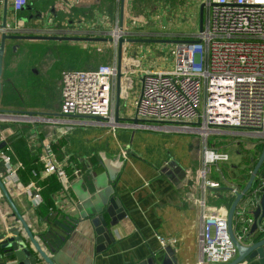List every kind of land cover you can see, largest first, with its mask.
Here are the masks:
<instances>
[{"label": "crops", "instance_id": "crops-1", "mask_svg": "<svg viewBox=\"0 0 264 264\" xmlns=\"http://www.w3.org/2000/svg\"><path fill=\"white\" fill-rule=\"evenodd\" d=\"M203 1L192 0V6L182 8L177 0H125L124 34L128 38L193 40L200 30ZM120 3L121 0H28L22 11L15 12L12 0H9V29H18L22 34L106 36L117 30ZM3 12L4 4L2 19ZM203 22L206 23L205 9ZM176 44L124 43L120 104V116L124 119L114 126L97 120L55 124L18 121L10 117L8 121L0 122V130L6 138L22 130L31 149L41 151L42 141H50L57 158L67 161L69 189L52 195L53 215L46 214L43 207L33 205L23 183L6 184L16 209L50 255L66 246L72 255L80 256L77 264H142L145 261L161 264L165 258L171 259L173 264H198L203 214L228 217L235 198L232 188L240 192L245 187L251 172L249 168L261 155L264 140L238 141V153L244 165L226 166L230 172L223 182L212 175V166L228 163L231 157L227 162L213 164L208 178L221 185L204 191L205 145L201 158H197V167L190 166L179 152L143 155L139 142L141 130L149 128L142 126L143 122L135 125L126 119L137 115L144 72L168 70L164 68L163 59L168 52L173 55ZM154 55L157 58L152 61ZM158 59L159 64H156ZM100 64H117L116 44L9 40L4 55L0 107L60 118L63 74L69 70L94 69ZM240 132L223 130V133L235 136L247 135ZM236 170H241V174L237 175ZM171 171L184 174L181 178L178 175L170 178ZM0 173H3L1 161ZM108 196L119 199L127 216L109 228L115 240L106 244L105 250L96 252L93 247L89 248L90 252L83 251L79 231L82 228V235L84 231H90V220L76 224L72 219H79L89 205ZM17 218L12 204L7 199L0 201V222L22 227ZM107 218L111 220L109 216ZM63 225L74 227L73 232H68ZM64 238L66 242L62 240ZM160 238L166 241L164 246ZM240 264L261 263L253 259Z\"/></svg>", "mask_w": 264, "mask_h": 264}, {"label": "built area", "instance_id": "built-area-1", "mask_svg": "<svg viewBox=\"0 0 264 264\" xmlns=\"http://www.w3.org/2000/svg\"><path fill=\"white\" fill-rule=\"evenodd\" d=\"M4 2L0 0V24ZM203 3L206 23L193 38L196 42L176 44L170 69L144 72L137 116L143 120L141 125L145 128L153 127L145 124L151 121L174 125H166L165 129L194 131L203 136L202 179L206 191L221 185L208 178L211 166L230 159L228 152L208 147L209 135L223 133V129H236L264 139V0H204ZM27 4L28 0H12L15 12L22 11ZM116 73L117 64L66 71L62 77L60 118L37 114L13 118L0 114V122L11 117L33 123L67 121L73 124L89 123L96 121L95 117H101L104 123L114 126ZM190 121H197L198 127H193ZM3 141L7 144L0 150L3 165L0 176L5 184L20 185L18 172L23 163L14 162L12 148L0 130V143ZM40 147V160L44 164L42 176L57 173L63 189L68 190L67 161L57 158L50 141H42ZM25 188L34 206L43 204L41 188L36 181L32 180ZM263 194L264 169L235 213L234 225L239 241L251 230L255 219L249 211L256 208ZM202 206H205V200ZM49 212L53 215L55 209L50 208ZM202 221L198 264L231 262L238 252L229 235L227 218L204 213ZM160 242L163 246L166 243L162 238Z\"/></svg>", "mask_w": 264, "mask_h": 264}, {"label": "water", "instance_id": "water-1", "mask_svg": "<svg viewBox=\"0 0 264 264\" xmlns=\"http://www.w3.org/2000/svg\"><path fill=\"white\" fill-rule=\"evenodd\" d=\"M4 12L1 27V39H0V99L2 94V72L4 64V55L6 51L7 41L9 40H49V41H74V42H110L117 45V73L115 80V110H114V123H120L122 119L120 116V104H121V92H122V79H123V48L126 42H142V43H180V42H196V40H172L166 38H128L124 34V14H125V0H121L120 3V18L117 25V29L113 33H109L106 36H90V35H45V34H22L18 32V29H9L8 21V6L9 0H4ZM205 3L201 6V21L200 30L204 28L203 11ZM0 114L5 116H11L13 118L20 115L33 116V112H18L4 110L0 107ZM97 121H103L101 117L94 118ZM133 122L135 125H139L143 122L137 115L133 118H126ZM7 142L0 143V150L6 146ZM264 167V148L259 156L253 170L250 173L249 180L242 191L235 193V198L230 206L227 224L229 235L237 248V256L227 264H240L243 261H249L258 259L261 264H264V194L261 199L256 203V208L253 211H249L254 216V223L251 230L244 236L242 241H239L236 237V227L234 225L235 213L242 199L252 189L257 176L260 174ZM178 170V169H177ZM184 173L177 174L171 171L170 178H181ZM174 176V177H173ZM0 187L7 196L9 202L15 209V214L18 216L22 227L10 224L5 221L0 222V264H77L80 261L78 254L72 255L71 251L66 250V246L58 251L54 255H50L43 249L38 240L34 237L33 232L24 221L23 217L16 209L12 202L5 182L0 176ZM231 189V188H230ZM233 189V188H232ZM231 189V190H232ZM102 198L99 201H95L94 204L89 205L88 210L84 214H81L80 218H73L72 220L77 224L81 220H90L92 229L90 231H84L82 235V228L79 231L80 245L83 251L90 252L91 248H95L96 252H101L106 249V244H111L115 237L113 233L109 232L111 226H115L118 222L127 216V213L120 205L119 199L108 196L106 199ZM111 218L109 220L107 216ZM74 224V225H76ZM68 232H73L74 227H68L63 225ZM78 235V234H77ZM73 237V236H72ZM64 242L67 240L62 239ZM90 248V249H89ZM63 261V263H62ZM156 261V260H155ZM142 264H149L148 261ZM150 264H157V262ZM161 264H173L171 259L165 258Z\"/></svg>", "mask_w": 264, "mask_h": 264}, {"label": "rangeland", "instance_id": "rangeland-1", "mask_svg": "<svg viewBox=\"0 0 264 264\" xmlns=\"http://www.w3.org/2000/svg\"><path fill=\"white\" fill-rule=\"evenodd\" d=\"M182 8L192 6V0H177ZM167 55V56H166ZM164 56L163 65L164 68H171V64L173 61V55L171 52H168ZM156 56V57H155ZM167 57L170 58V61L167 60ZM157 58V55L151 58L154 61ZM156 64H159V59ZM193 127H198L197 121H190ZM144 123V122H143ZM145 124L152 125V128L141 130L142 136L140 138V148L141 154H153L154 152L157 154L165 153L167 155L181 154V157L189 162V165L198 166L197 158H201L202 149L205 145V141L203 136L199 132H183L177 131L175 129H165L162 128L166 125L174 126L172 124H161L156 122H145ZM160 127V128H157ZM224 131H228L230 129H223ZM238 131V130H236ZM121 138V135L118 136ZM264 139L258 136L253 135H240L235 136L228 133H214L209 135L207 139V145L209 148H216L226 150L231 159L228 163H219L217 165L212 166V175L221 181L224 182V177L226 178L229 175L230 171L226 170V166L230 167L233 164H236L237 167H242L244 165L243 158L238 153L237 142H257L263 141ZM243 156V155H242ZM247 153L245 157H247ZM241 161V162H240ZM200 164V162H199ZM252 168V167H251ZM237 175L241 174V170L235 171ZM222 182V183H223ZM9 202L7 196L4 191L0 187V201L6 200Z\"/></svg>", "mask_w": 264, "mask_h": 264}, {"label": "trees", "instance_id": "trees-1", "mask_svg": "<svg viewBox=\"0 0 264 264\" xmlns=\"http://www.w3.org/2000/svg\"><path fill=\"white\" fill-rule=\"evenodd\" d=\"M7 141L12 148V157L14 162L20 161L23 163V168L19 169L18 172L21 182L24 185H28L32 180L36 181L37 185L41 188L43 197L45 198V203L40 205L39 208L43 207L46 214H50L49 209L53 206L52 204H54L52 201V195L63 189V184L57 173H52L42 177L44 164L40 160V151L30 148L27 135L24 131L17 130L11 136L7 137ZM262 147L264 148V145ZM53 149L55 150V147H53ZM256 162L257 160H255L251 165L252 168H249L251 171L253 170ZM263 169L264 167L262 170ZM250 173L248 175L249 177Z\"/></svg>", "mask_w": 264, "mask_h": 264}, {"label": "bare ground", "instance_id": "bare-ground-1", "mask_svg": "<svg viewBox=\"0 0 264 264\" xmlns=\"http://www.w3.org/2000/svg\"><path fill=\"white\" fill-rule=\"evenodd\" d=\"M124 26H125V24H124ZM118 30V29H117ZM119 31V30H118ZM124 31V30H123ZM1 117V116H0Z\"/></svg>", "mask_w": 264, "mask_h": 264}]
</instances>
